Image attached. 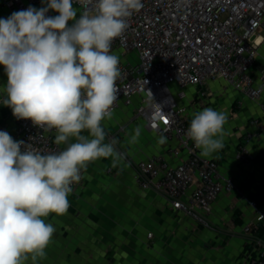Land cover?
<instances>
[{
  "label": "built area",
  "instance_id": "2783aa9c",
  "mask_svg": "<svg viewBox=\"0 0 264 264\" xmlns=\"http://www.w3.org/2000/svg\"><path fill=\"white\" fill-rule=\"evenodd\" d=\"M20 11L45 6L43 0H0ZM95 0H73L77 19L84 11L94 12ZM142 7L127 19L124 35L113 41L111 52L119 57L121 76L113 114L122 106L132 109L130 121H142L146 128L169 143L171 162L155 154L135 163L134 179L142 189L164 195L175 212L209 227L215 200L237 191L251 206L253 217L242 226L245 245L237 264H264V201L249 198L235 181L221 170L214 157H203L186 135L191 111L205 104L207 85L224 81L241 97L257 102L260 113L250 120L237 144L238 162L253 164L250 144L264 136V64H258L264 43V0H141ZM58 13L49 10L48 16ZM71 23V22H69ZM194 89L187 93L185 88ZM0 131L41 154L58 153L67 147L55 144V129L44 130L30 120L11 122L2 117ZM159 105V107L156 106ZM119 125L117 132L124 131ZM83 172L81 175L83 176ZM72 185L73 190L81 184ZM149 236H152L150 233Z\"/></svg>",
  "mask_w": 264,
  "mask_h": 264
},
{
  "label": "clouds",
  "instance_id": "9594fccd",
  "mask_svg": "<svg viewBox=\"0 0 264 264\" xmlns=\"http://www.w3.org/2000/svg\"><path fill=\"white\" fill-rule=\"evenodd\" d=\"M43 3L0 18V65L7 75L2 103L18 120L55 129V144L75 142L41 154L0 131V264L44 258L55 232L45 218L67 213L82 171L100 158H111L113 166L126 159L116 141L105 142L102 121L112 118L121 76L112 43L124 35L141 0H95L94 12L78 19L73 0ZM49 10L58 14L48 16ZM226 122L227 115L211 107L193 113L186 135L201 156L223 148ZM139 135L138 127L129 143H137Z\"/></svg>",
  "mask_w": 264,
  "mask_h": 264
},
{
  "label": "crops",
  "instance_id": "0c3cea01",
  "mask_svg": "<svg viewBox=\"0 0 264 264\" xmlns=\"http://www.w3.org/2000/svg\"><path fill=\"white\" fill-rule=\"evenodd\" d=\"M15 10L0 1V18H8ZM264 45V43H263ZM262 45V46H263ZM258 57V64L260 62ZM222 82L220 86H212ZM7 75L0 65V96L6 98ZM205 106L192 109L193 113L211 107L223 98L227 115L224 125V146L209 157L218 160L224 174L234 177L249 198L264 201V136L250 144L253 164L241 165L237 160V144L251 129L250 120L259 115L257 102L241 97L224 81L207 85ZM194 88L192 87V90ZM218 110V109H215ZM11 109L3 105L2 117L11 122ZM132 109L120 107L113 115L125 124L120 139L131 162L122 161L119 168L103 167L111 158H100L88 164L81 184L68 196L70 206L66 214H50L46 222L55 227L52 240L45 249L46 256L36 264H237L245 238L242 226L253 217V210L237 192L223 193L213 203L206 227L181 212H175L163 194L142 189L134 179L135 161L155 154H165L171 162L178 159L169 155V143H158L160 135L145 127L142 121L131 122ZM121 124H102L114 133ZM140 128L138 142L129 140ZM109 132V133H111ZM88 136V132H82ZM118 141L117 138L105 142ZM75 142L70 138L61 145ZM104 159V160H103ZM128 160V161H130ZM136 163V162H135ZM152 236H149V234ZM26 264H32L31 258Z\"/></svg>",
  "mask_w": 264,
  "mask_h": 264
},
{
  "label": "rangeland",
  "instance_id": "374dc122",
  "mask_svg": "<svg viewBox=\"0 0 264 264\" xmlns=\"http://www.w3.org/2000/svg\"><path fill=\"white\" fill-rule=\"evenodd\" d=\"M260 53H259V61L260 62H264V45L263 46H261L260 47V51H259ZM222 84V82H218V84H212V86H215V87H217V86H220ZM185 91L187 92V93H189V92H191L192 91V86H187L186 88H185ZM209 98V97H208ZM208 98H206V100L208 99ZM228 103L227 102H224V100H223V98H221V100H219V104H218V101H217V103H215V106H214V108L215 109H218L217 111H223L224 112V110H223V107L222 106H224V105H227ZM203 106H205V104H203ZM124 120H117L116 118H115V116L114 117H112L110 120H108V119H105L104 121H102V124H109V125H111V124H117V122H118V124H123V125H125V124H127L126 122H123ZM105 130V132H106V137H110V135L111 134H113V132H111V131H108V129L106 130V129H104ZM109 132H111V133H109ZM115 132V131H114ZM116 132H117V130H116ZM122 133H124L125 131H121ZM122 133H121V135H120V133H118V134H116V138L118 139V141H117V143H116V147H120V149H121V145H122V143H120V139L123 137V135H122ZM109 140H110V138H109ZM120 152H123V153H125L126 154V159L125 160H123V161H126V162H131V160H130V157L128 156V154L125 152V150H120ZM104 160V159H103ZM128 160H130V161H128ZM105 161V164L103 163V167H105V168H111L112 166V163L110 162H107L106 160H104ZM136 162V161H135ZM135 162H134V164H133V166L135 165ZM115 167H117V168H119L120 166L119 165H117V166H115Z\"/></svg>",
  "mask_w": 264,
  "mask_h": 264
}]
</instances>
